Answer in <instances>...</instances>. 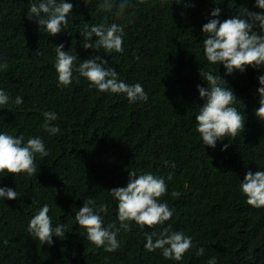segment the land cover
<instances>
[{"label":"trees","instance_id":"1","mask_svg":"<svg viewBox=\"0 0 264 264\" xmlns=\"http://www.w3.org/2000/svg\"><path fill=\"white\" fill-rule=\"evenodd\" d=\"M31 2L0 0V64H7L0 70V90L23 98L19 106H0V133L23 134L25 141L40 137L49 155H37L36 176H0V187L20 194L17 200H0V264H207L212 257L217 264H264V208L247 205L239 187L247 171H264V122L254 115L264 68L225 76L222 65L207 62L202 45V27L213 7H221V21L243 14L244 8L264 10L255 0H184L189 7L172 0H130L125 13L116 16L99 10L102 0H87L86 5L66 0L73 4L68 25L49 36L35 17L28 18ZM85 23L125 26L123 53L101 49L99 54L126 83H140L147 102L101 93L84 78L76 83V73L70 86H58L54 46L63 43L64 51L75 47L78 61L98 54L83 49ZM210 69L227 81L246 117L244 132L218 141L214 149L204 146L195 131V116L204 103L197 85L207 87L199 71ZM235 106L243 112L241 104ZM45 111L58 115L55 136L42 128ZM224 144L230 146L221 151ZM131 170L165 178L168 192L161 202L175 211L155 228L133 223L130 232L118 234L119 249L108 253L87 240L75 213L86 199L106 203L105 226H118L117 202L108 191L125 187ZM173 190L181 193L178 199L171 197ZM46 203L53 226L62 223L67 229L64 239L53 237L52 246L40 245L27 231ZM169 224L193 240V249L179 262L144 246L146 231L158 232ZM199 247L205 253L198 257Z\"/></svg>","mask_w":264,"mask_h":264},{"label":"clouds","instance_id":"2","mask_svg":"<svg viewBox=\"0 0 264 264\" xmlns=\"http://www.w3.org/2000/svg\"><path fill=\"white\" fill-rule=\"evenodd\" d=\"M141 3L144 0H140ZM162 3L167 0H161ZM182 4L184 0H172V3ZM86 5L87 0H84ZM171 3V4H172ZM256 7L264 10V0H255ZM130 6V0H102L98 5L99 10L114 12L121 16ZM185 7L191 6L184 3ZM73 4L66 0H32L28 8V18L35 21L49 36L60 34L68 25V16L71 14ZM221 7L215 6L211 11V19L202 27L204 34L203 54L211 65L223 66L225 76L233 72L244 73L246 69L264 68V12H254L246 8L243 14H238L221 21L219 19ZM81 35L85 42L83 49L95 50V56L78 61L75 47L64 51V44L54 46L56 59L55 71L57 83L60 87H68L73 83L74 73L78 74L76 83L84 78L90 87L101 93L124 94L129 103L147 102L148 94L140 83L128 84L119 77L117 71L108 67V62L99 54L120 53L124 51L125 26L118 23H99L89 26L84 24ZM93 37L95 40L93 42ZM37 55H43L36 52ZM7 64H0V70L6 69ZM201 80L207 87L197 85L199 98L204 101L199 106L195 116V131L204 146L215 148L218 141L226 137L235 139L245 130L246 117L244 106L238 100L234 91L227 85V81L213 69L199 71ZM260 87L257 89L259 107L255 110V117L264 122V75L258 77ZM19 106L23 98L10 97L4 90H0V106L9 103ZM243 106V112L235 105ZM44 124L42 128L51 136L60 132L54 122L58 115L52 111L43 112ZM230 145L224 144L221 151ZM47 157L49 151L40 137H29L25 141L23 134L14 136L6 132L0 133V176L25 174L28 177L38 174L36 157ZM166 164L168 162H165ZM173 168L174 164L171 165ZM168 180L172 179L169 173ZM240 192L245 197L247 205L260 209L264 208V171L255 173L247 171L243 182L240 183ZM168 192L165 178L151 172L138 174L136 170L128 171V182L125 187L113 188L108 194L117 202L116 223L104 224L103 215L108 212V205L95 204L92 199L83 201L79 211L75 213V221L86 232L87 240L97 248L112 253L119 249L118 234L123 230L130 232L132 224L137 227L155 228L164 225L174 214L167 202L161 199ZM181 193L173 190L171 197L178 199ZM20 194L12 188L0 187V200H17ZM50 205L44 204L30 219L27 231L40 245H53V237L65 238L66 225L53 226L52 217L49 215ZM145 249L148 252L160 250L165 260L182 261L184 255L193 249L194 244L190 236H185L182 231H175L172 225L164 227L161 231L145 232ZM8 243L7 240L4 241ZM203 247L196 249L195 255L202 256ZM207 264H217L215 257L208 260Z\"/></svg>","mask_w":264,"mask_h":264}]
</instances>
